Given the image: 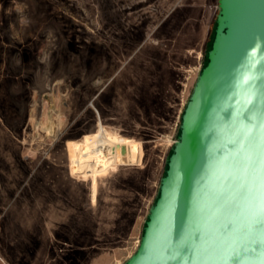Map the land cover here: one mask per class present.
Segmentation results:
<instances>
[{"label":"rangeland","instance_id":"374dc122","mask_svg":"<svg viewBox=\"0 0 264 264\" xmlns=\"http://www.w3.org/2000/svg\"><path fill=\"white\" fill-rule=\"evenodd\" d=\"M218 12V0H0V264L135 254ZM98 143L114 146L107 158Z\"/></svg>","mask_w":264,"mask_h":264},{"label":"water","instance_id":"95a60500","mask_svg":"<svg viewBox=\"0 0 264 264\" xmlns=\"http://www.w3.org/2000/svg\"><path fill=\"white\" fill-rule=\"evenodd\" d=\"M215 36L126 264H264V0H218Z\"/></svg>","mask_w":264,"mask_h":264},{"label":"bare ground","instance_id":"6f19581e","mask_svg":"<svg viewBox=\"0 0 264 264\" xmlns=\"http://www.w3.org/2000/svg\"><path fill=\"white\" fill-rule=\"evenodd\" d=\"M114 147L113 145L110 146V144L107 143H98V144H93L90 147V151L92 152L93 156L96 158H107V153L109 152L110 149ZM108 160V159H107ZM128 159L126 157L123 158V162L127 163Z\"/></svg>","mask_w":264,"mask_h":264},{"label":"trees","instance_id":"16d2710c","mask_svg":"<svg viewBox=\"0 0 264 264\" xmlns=\"http://www.w3.org/2000/svg\"><path fill=\"white\" fill-rule=\"evenodd\" d=\"M207 62H208V58H207L206 64H207ZM206 64H205V65H206Z\"/></svg>","mask_w":264,"mask_h":264}]
</instances>
